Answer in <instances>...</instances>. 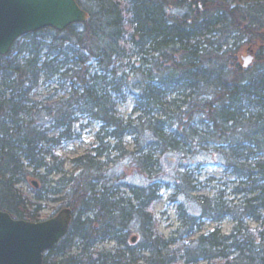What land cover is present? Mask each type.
Segmentation results:
<instances>
[{"label": "trees", "instance_id": "1", "mask_svg": "<svg viewBox=\"0 0 264 264\" xmlns=\"http://www.w3.org/2000/svg\"><path fill=\"white\" fill-rule=\"evenodd\" d=\"M75 1L84 24L26 34L0 56V211L29 222L47 202L70 211L42 264H264V0ZM54 80L66 94L38 100ZM80 119L98 125L95 144L65 170L57 151ZM202 155L235 178L230 198L194 194ZM122 163L140 183L111 180ZM167 181L196 209L179 206L170 239L154 212ZM203 220L232 226L185 243Z\"/></svg>", "mask_w": 264, "mask_h": 264}, {"label": "water", "instance_id": "2", "mask_svg": "<svg viewBox=\"0 0 264 264\" xmlns=\"http://www.w3.org/2000/svg\"><path fill=\"white\" fill-rule=\"evenodd\" d=\"M87 19L75 0H0V56L7 55L13 43L26 34L44 28L62 32ZM242 60V67L247 68L253 56ZM70 221L66 208L40 222L16 220L0 211V264H42L43 255L66 235ZM130 242L134 244L136 237Z\"/></svg>", "mask_w": 264, "mask_h": 264}, {"label": "rangeland", "instance_id": "3", "mask_svg": "<svg viewBox=\"0 0 264 264\" xmlns=\"http://www.w3.org/2000/svg\"><path fill=\"white\" fill-rule=\"evenodd\" d=\"M248 55L254 54L252 51H241V58ZM241 63H243L241 59ZM57 82L52 81L47 85H43L38 90L37 99L44 100L48 99L46 102H54L59 97L65 95V91L57 92ZM133 107V100L131 97L127 99L125 104H120L118 110L123 117H127ZM73 131L76 134L73 139L67 141L63 144L62 149L57 151V154L64 161V169L69 170L71 168V160L84 155L89 151L95 144V136L98 131V125L95 122H87L85 119H80L79 122L73 127ZM55 135V134H54ZM125 144L129 149H131L130 139L124 140ZM105 144V142H104ZM107 144L112 146V142L108 141ZM164 167L167 172H171L174 165L169 162H164ZM189 170L193 171L194 179L197 180V189L194 193L195 195H203L211 197L215 191L222 192L225 196L224 198H230L229 194L234 188L235 178L229 176L223 172L222 166L216 162L210 155L200 156L196 162L189 167ZM111 180H118V182L123 184H135L140 183L141 180L138 174L134 170L128 168L125 163L114 166L111 171L108 172ZM168 182V181H167ZM169 188L163 189L160 193V198L154 204V212L158 219V233L164 237V239L174 238V230L178 223V208L182 205L181 210L186 211L191 214V212L196 211L195 206L191 204V201L184 202L181 197H171L174 189L172 187V182H168ZM23 194L32 198L34 196L33 187L28 184H22L19 186ZM121 190H123L121 188ZM184 203V204H183ZM63 207L62 202H47L44 204V208L39 212L38 216L40 220L48 219L59 212ZM232 223L229 220L217 224L208 220L202 221V227L199 233H195L189 237H183L182 240L185 243L191 242V240L198 237L200 234L212 231L214 228L220 229V234L227 235L230 232ZM250 229H254L256 224L253 222H248ZM134 235V232L130 234ZM98 248H104L106 250L113 248L112 244L101 245ZM75 251V250H73ZM197 264H207L206 262H199Z\"/></svg>", "mask_w": 264, "mask_h": 264}, {"label": "bare ground", "instance_id": "4", "mask_svg": "<svg viewBox=\"0 0 264 264\" xmlns=\"http://www.w3.org/2000/svg\"><path fill=\"white\" fill-rule=\"evenodd\" d=\"M242 59H243V57H242ZM243 61V60H242ZM253 62V61H252ZM243 64V63H242ZM252 64V63H251Z\"/></svg>", "mask_w": 264, "mask_h": 264}]
</instances>
